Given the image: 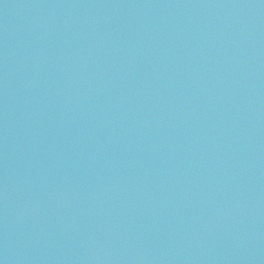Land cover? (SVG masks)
<instances>
[{"label":"water","instance_id":"1","mask_svg":"<svg viewBox=\"0 0 264 264\" xmlns=\"http://www.w3.org/2000/svg\"><path fill=\"white\" fill-rule=\"evenodd\" d=\"M0 264H264V0H0Z\"/></svg>","mask_w":264,"mask_h":264}]
</instances>
